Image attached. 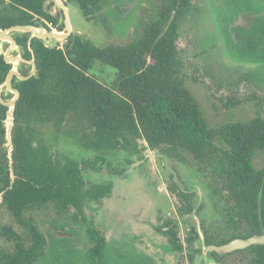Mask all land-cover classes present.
Returning <instances> with one entry per match:
<instances>
[{
    "label": "trees",
    "instance_id": "obj_1",
    "mask_svg": "<svg viewBox=\"0 0 264 264\" xmlns=\"http://www.w3.org/2000/svg\"><path fill=\"white\" fill-rule=\"evenodd\" d=\"M43 1L10 0L9 5L46 15ZM74 1L87 20L97 18L103 3L102 0ZM191 7L192 0H161L156 16L143 25L135 39L124 44L99 47L73 33L62 46L53 48L38 38L31 41L37 76L13 79L20 96L11 130L12 169L3 147L7 107L0 103L1 204L26 229L30 243L27 245L10 226H3L6 237L14 241V250L0 251V264H36L43 255L44 235L32 218L24 215L27 208L52 203L64 211L72 206L76 210L74 216L84 220L83 199L99 200L108 196L112 188V182L108 181L93 183L82 191L76 160L65 156L61 162L46 146L33 144L34 122H52L57 130L65 122H71L74 126L71 132L78 142L95 150L129 146L135 149L136 139H142L148 147L168 154L189 153L211 173L210 190L218 196L215 204L220 205L222 216L220 231L212 232L202 224L204 244L221 245L236 237L247 238L263 232L264 165L257 168L254 156L257 152L264 153V116L257 112L248 120L209 124L180 73L178 29ZM31 19L22 11L6 25L31 23ZM0 26H3L1 22ZM94 60L117 70L114 86L88 73ZM10 65L0 56V83ZM99 160L103 161L101 155L93 163ZM172 182L170 189L180 203L178 214L191 213L195 207L194 193L181 190ZM196 208L201 209V205ZM164 226L170 249L183 253L186 250L188 263L194 264L202 244L196 246L199 235L195 228L191 227L184 246L175 228L177 224L167 219ZM87 228L92 240L89 253L92 264H107L102 259L105 237L98 230ZM246 249L252 254L250 264H264V244ZM219 256L216 251H208L198 259L215 260Z\"/></svg>",
    "mask_w": 264,
    "mask_h": 264
},
{
    "label": "rangeland",
    "instance_id": "obj_2",
    "mask_svg": "<svg viewBox=\"0 0 264 264\" xmlns=\"http://www.w3.org/2000/svg\"><path fill=\"white\" fill-rule=\"evenodd\" d=\"M67 4L72 33L100 47L135 39L143 25L156 16L161 0H104L97 18L92 20L85 19L76 3ZM260 9L264 10V0H192L191 11L179 25L181 77L211 126L248 120L257 112L264 116V45H260L263 42L254 45L253 50L244 39L246 35L237 37V44H231L227 36V25L250 10ZM246 22L249 24V18ZM58 42L62 44L64 39ZM4 45L1 43L0 49ZM88 73L108 86H114L118 78L114 67L99 60L93 61ZM73 127L71 122H65L57 132L52 122L32 123L36 141L48 146L57 159L68 155L81 161L92 158L93 153L103 155L104 161L95 163L102 166L100 169L83 171V182L111 181V192L99 200L84 199L82 209L87 221L105 237L110 261L188 264L186 253L170 249L163 223L167 218L177 223L178 236L185 246L186 231L191 225L198 229V222L195 214L179 217L178 197L167 187L169 180L178 183L179 188L195 192L196 201L203 205L195 213L210 231H220V205L214 202L218 196L212 192L211 195L207 186L212 182L211 173L189 153L183 152L180 160L174 154L148 147L142 139H136L135 149L129 146L94 152L72 137ZM108 162L114 169H108ZM254 164L257 168L264 165L263 152L255 154ZM75 212L73 207L56 211L51 204L25 212L46 237L44 253L36 264H87L83 257L87 256L92 240L86 221L80 216L73 218ZM3 224L12 225L28 241L25 230L0 207V225ZM0 249L12 250L13 242L0 236ZM250 256L248 250L232 251L215 260H200L197 256L194 264H250Z\"/></svg>",
    "mask_w": 264,
    "mask_h": 264
},
{
    "label": "flooded vegetation",
    "instance_id": "obj_3",
    "mask_svg": "<svg viewBox=\"0 0 264 264\" xmlns=\"http://www.w3.org/2000/svg\"><path fill=\"white\" fill-rule=\"evenodd\" d=\"M47 0H44L43 1V3H42V8H43V10H44V13L46 14V15H48V16H46V15H41V14H38V13H33V12H31L30 10H27L26 8H24L23 6L21 7V6H18L17 8H15V7H13V6H11V5H9V2H10V0H0V15H2L1 17H0V22L3 24V26H0L1 28H6V27H9V26H12V25H17V23L16 24H12V25H10V24H8V25H6V22L7 23H9L10 21H12L13 19H14V16L15 15H17V14H20V13H22V11H25L26 12V18H31L32 17V19H31V23H25V24H22V25H33V26H35V27H38V28H41V27H44L47 31H49V32H54V31H60V32H62V31H66V15H65V13H64V10H63V8L61 7V5L58 3V1H56V0H48L47 2H46ZM74 2L75 3V1L74 0H62V2L64 3V5L66 6V8H67V11H68V19H69V21H70V15H69V7H68V4L67 3H70V2ZM102 1H104V0H102ZM113 8V7H112ZM6 16H4V15ZM4 16V17H3ZM20 18H23V16L22 15H20ZM52 18L53 19H55V21L53 22L52 21ZM247 18H249V24H247ZM86 19V18H85ZM92 19V18H91ZM87 20V19H86ZM70 24H71V21H70ZM71 27H72V25H71ZM71 33H72V30H71ZM70 33V34H71ZM69 34V35H70ZM237 34V35H236ZM246 35V37H244ZM227 36H229V38H228V40H229V42L231 43V44H237L238 42H236L237 41V37L238 38H243L244 37V39H246L249 43H251V45H249V47H252L253 48V50H254V45H257V44H259V43H261L260 41H262L263 43L262 44H260V45H264V10L263 9H260V10H256V11H248L247 13H245V14H242L240 17H238L236 20H235V23L233 22V23H231V24H229V25H227ZM13 37H14V39H15V41H16V44H17V46H21V48H20V50L19 51H17V50H14V51H12V53H11V55H17L18 53H20V55H22L23 57H25L26 59H30V58H34V61H35V56L33 55V53H32V49H31V46H30V44H31V41L32 40H34V39H37V37H35V36H31V33L30 32H23V33H17V35H15V34H13ZM68 37V36H67ZM66 37V38H67ZM66 38L64 39V42L66 41ZM59 41V40H58ZM63 42V43H64ZM63 43L62 44H60L59 42H57V45H63ZM0 45H1V40H0ZM10 44H7L6 43V45H4V47L3 48H1L0 49V56H2L3 57V54L1 53V51H4V50H6L7 49V47L9 46ZM56 45V46H57ZM28 51L30 52V55L28 56ZM4 59V58H3ZM11 67H12V65H10V69H11ZM37 68V67H36ZM9 69V70H10ZM18 69H20V71H22V73L24 74V75H26L30 70H31V65L29 64V63H26V62H22V65H19L18 66ZM8 70V71H9ZM7 75V74H6ZM32 128V127H31ZM54 129H55V131H59L60 129H56L55 127H54ZM32 132H33V130H32ZM73 138H75V136H72ZM77 139V137L75 138V140ZM33 140H34V142H33V144L34 145H44V144H41L39 141H36V139H35V136H34V133H33ZM78 140V139H77ZM44 146H46V145H44ZM3 147L5 148V150H6V156H7V158H8V146H6L5 145V142L3 143ZM48 149H49V152H50V154H52L53 155V153L51 152V150H50V148L48 147V146H46ZM84 147V146H83ZM85 149H90V150H93L94 152L95 151H98V150H95V149H93V148H88V147H84ZM172 154V153H171ZM174 155H175V153H173ZM172 154V155H173ZM66 155H64V156H62V157H60V158H58V160L59 161H61L62 162V160H63V158L65 157ZM97 156H100L99 154H96V155H94V153H93V156H92V158H88V157H85V158H82L81 159V161H78L77 159H74V160H76L77 162H78V166H79V169H80V176H81V179H82V181H83V177H82V173H83V171L85 170V169H100L102 166H101V164H100V168H99V166L97 167L96 166V164L95 163H98V162H100V160L99 161H96L95 163H93V161H95V158L97 157ZM102 157H103V155H101ZM66 157H68V158H72V157H70V156H66ZM174 157H177L178 159H180V160H182L183 158L181 157V155H175ZM65 159V158H64ZM73 159V158H72ZM84 161H90L88 164H85V163H83ZM103 161H104V157H103ZM103 161H101V162H103ZM125 162V161H124ZM8 164L10 165V169H12L11 168V164L9 163V160H8ZM108 169H114L113 167H111V163L110 162H108ZM121 170V169H120ZM120 170H116V172H120ZM10 176H11V172H10ZM172 181H174V180H169L168 181V185H167V187L170 189V186L169 185H171L173 182ZM108 182V181H107ZM175 182V181H174ZM102 183H105V182H102ZM176 183V182H175ZM93 184V183H92ZM177 184V187H178V183H176ZM91 184L88 182V184L87 183H85V182H83V186H82V191H85V190H87L88 189V187L90 186ZM207 186H208V189H209V191H210V194H211V190H210V186H209V183H207ZM179 188V187H178ZM181 190H184V191H187V192H191V191H189V190H186V189H184V188H180ZM170 191H172L171 189H170ZM193 192V191H192ZM194 193V200H195V207H194V209H193V211L191 212V213H186V214H184V217L186 216V215H192V216H195L197 219H196V221L198 222V229H197V226H194V225H191L189 228H188V230L186 231L187 232V234L186 235H184L183 237L185 238V241H186V238L188 237V236H190V234H189V232H190V230H191V227H194L195 228V231L198 233V235H199V240H200V232H199V229H201L202 230V234H203V229H202V224H204L205 225V223H203L201 220H200V217L198 216V214L197 213H195V212H197L198 210H197V206L198 205H201V209H202V207H203V205L202 204H200L198 201H196V197H195V192H193ZM213 194V193H212ZM211 194V195H212ZM213 197V196H212ZM88 198V197H87ZM87 198H85V199H87ZM103 198V197H102ZM90 199V198H89ZM214 199V198H213ZM84 200V199H83ZM90 200H93V199H90ZM1 202H2V199H1V197H0V207H4L6 210H7V212L9 213V215L12 217V219L14 220V218H13V216H12V214L9 212V210L4 206V205H2L1 204ZM214 202H215V199H214ZM83 203V202H82ZM178 203H179V200H178ZM49 204H51L53 207H54V205L52 204V203H49ZM49 204H47V205H49ZM180 204V203H179ZM47 205H43V206H40V207H38V206H33V207H29V208H27L25 211H24V215H25V212L27 211V210H29V209H32V208H41V207H45V206H47ZM177 206L178 205H176V209H177ZM69 207H72V206H68V208ZM82 207V206H81ZM55 209H56V211H60L59 209H57L56 207H54ZM67 208V209H68ZM74 208V207H73ZM200 210V209H199ZM65 211V210H64ZM76 211V210H75ZM82 211H83V209H82ZM176 212H177V210H176ZM178 213V212H177ZM195 214V215H194ZM83 215H84V213H83ZM179 215V214H178ZM26 216V215H25ZM73 218H75L76 216H74V213H73ZM85 216V215H84ZM27 217H31V216H27ZM179 217L181 218V217H183V216H181V215H179ZM32 218V217H31ZM81 218V217H80ZM82 219V218H81ZM167 219H170V218H167ZM32 220H33V218H32ZM83 220V219H82ZM172 221H173V224H175V222H174V220L173 219H171ZM15 221V220H14ZM83 221H86V225H87V227L88 226H90V227H92V228H94V229H96L94 226H93V223L91 224V222L90 221H87V219H86V216H85V219L83 220ZM16 222V221H15ZM33 222H34V224L37 226V228L39 229V227H38V225L35 223V221L33 220ZM18 225H20L18 222H16ZM164 224V223H163ZM177 224V223H176ZM5 225H7V224H3V225H0V236H2V237H5V239L6 240H8V241H12L13 242V249L12 250H6V249H0V251H6V252H12L13 250H14V241L12 240V239H8L7 237H6V235H5V233L3 232V226H5ZM7 226H10L11 228H12V230H14V231H16L14 228H13V226L12 225H7ZM20 227L22 228V229H24L25 230V233H26V238H27V240L28 241H26V239L22 236V234H20L18 231H16L17 233H19L22 237H23V239L26 241V244L28 245L29 243H30V241H29V235H28V233H27V231H26V229L22 226V225H20ZM165 228H166V226H164ZM176 228V227H175ZM97 230V229H96ZM200 230V231H201ZM39 231L44 235V233L39 229ZM56 231H58V230H56ZM87 232H88V235H89V231H88V228H87V230H86ZM165 231V230H164ZM168 236V235H167ZM89 237H90V235H89ZM44 238H45V244H44V248H45V245H46V237H45V235H44ZM91 239V238H90ZM106 240V239H105ZM180 240V239H179ZM168 242H169V240H168ZM198 243V242H197ZM197 243H196V246L198 247V245H197ZM92 246V245H91ZM106 246H107V242H106V244H105V247H104V251H103V253H104V255H103V257H102V259H103V261H105L107 264H116V262H112V261H110L108 258L109 257H107L108 256V254L106 253ZM169 246H170V243H169ZM201 248H200V252H201V254L200 255H198L199 257H201L202 255H203V250L201 251V249H202V245L200 246ZM249 247V246H248ZM44 248H43V253H44ZM91 248V247H90ZM90 248L88 249V251H87V256H84L83 258H85V260H87V264H90V262L92 263V260H91V258H90V255H89V253H90ZM247 248V247H246ZM246 248H242V249H235V250H233V251H240V250H248V249H246ZM172 251H176V250H173V249H171ZM249 251V250H248ZM232 252V251H231ZM231 252H226V253H222V254H220V255H224V254H227V253H231ZM184 253H186V250L184 251ZM250 254H251V252H250ZM252 255V254H251ZM220 257V256H219ZM251 257V256H250ZM186 258V257H185ZM186 260H187V258H186ZM187 262H188V260H187ZM51 264H53V263H51ZM189 264V263H188Z\"/></svg>",
    "mask_w": 264,
    "mask_h": 264
},
{
    "label": "water",
    "instance_id": "obj_4",
    "mask_svg": "<svg viewBox=\"0 0 264 264\" xmlns=\"http://www.w3.org/2000/svg\"><path fill=\"white\" fill-rule=\"evenodd\" d=\"M48 1V0H47ZM46 1V2H47ZM61 5L66 15V31H54L49 32L44 27L38 28L33 25H12L6 28L0 27V40L1 43L10 44L6 50L1 51L3 58L7 63L12 65L11 69L7 72V75L2 83H0V103L7 107L6 116L4 120L5 126V145L8 146V160L9 163H12L11 151H12V142H11V130L14 123V109L16 101L20 96V91L13 86V79L16 81L28 79L31 76H37V68L34 58L26 59L20 53L17 55H11L12 51H19L21 46H17L16 41L13 37V34L17 33L30 32L31 36H35L38 39H41L44 42V45L53 48L57 45L59 39H65L72 30L70 21L68 19V11L62 0H56ZM22 62L29 63L31 65V70L24 75L20 69L19 65H22ZM7 94H12L10 97H7ZM11 177L14 175L11 171ZM200 242L202 243L203 255H206L208 251H216L219 254L231 252L235 249L246 248L255 244H264V230L261 234H254L248 236L247 238L236 237L228 242L221 245H205L203 240V234H200Z\"/></svg>",
    "mask_w": 264,
    "mask_h": 264
}]
</instances>
